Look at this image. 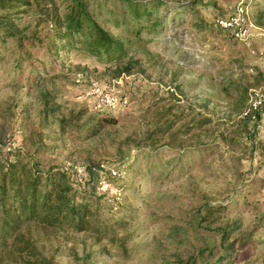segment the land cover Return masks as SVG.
<instances>
[{
	"label": "rangeland",
	"instance_id": "374dc122",
	"mask_svg": "<svg viewBox=\"0 0 264 264\" xmlns=\"http://www.w3.org/2000/svg\"><path fill=\"white\" fill-rule=\"evenodd\" d=\"M47 1L12 11L13 28L45 40ZM87 1L107 26L142 27L129 51L139 63L116 76L74 46L36 49L31 69L16 39L1 43L0 166L21 155L82 186L96 168L95 216L85 230L23 226L0 264H219L228 245L231 264H264V28L252 0H132L138 20L127 0ZM243 4L251 36L237 40L216 19ZM94 84L122 103L96 104Z\"/></svg>",
	"mask_w": 264,
	"mask_h": 264
},
{
	"label": "trees",
	"instance_id": "16d2710c",
	"mask_svg": "<svg viewBox=\"0 0 264 264\" xmlns=\"http://www.w3.org/2000/svg\"><path fill=\"white\" fill-rule=\"evenodd\" d=\"M40 1L42 0H0V11L5 12L0 15V44L6 43L8 38L16 39L20 51L18 63L21 66L27 64L31 69L35 67L38 59L35 56L36 49L41 48L47 53H52L72 51L74 46L91 57L100 60L106 57L105 72L115 73L116 76L130 75L139 63L130 57L129 51L134 48L136 41H139L142 27L123 33L120 31L121 26L114 22L109 26L120 31L115 34L109 26L97 20L87 0H48L51 10H46L45 17L50 21L53 32L48 34L45 40L35 35L24 36L15 30L11 24L12 11L33 6L35 2ZM127 3L130 4L133 19L138 20L143 16L144 10H141L139 4L132 0H127ZM248 6L255 11L256 24L264 28V0H252ZM222 30L233 37L231 30ZM50 40L53 42H49ZM55 41L60 44H55ZM258 115L259 113L256 117L253 116L256 119L254 129L259 125ZM253 117L247 116L250 120ZM9 153L11 152H2L7 159ZM89 172L92 177L82 186L75 174L62 168H50L47 171L32 168L29 162H24L21 155L14 161L1 165L0 253L7 250L8 241H18L22 227L27 224L45 227L70 226L76 230L90 227L92 216H95L93 203L96 200L95 183L99 181V175L96 168L89 169ZM229 235L227 231L222 230L223 243L229 239ZM33 249V245L27 243L24 250ZM231 249L232 246L228 245L219 264L233 263L236 251Z\"/></svg>",
	"mask_w": 264,
	"mask_h": 264
},
{
	"label": "built area",
	"instance_id": "2783aa9c",
	"mask_svg": "<svg viewBox=\"0 0 264 264\" xmlns=\"http://www.w3.org/2000/svg\"><path fill=\"white\" fill-rule=\"evenodd\" d=\"M217 23H227L228 25L230 24H235V22H231L230 16L226 17H221L220 19H217ZM235 39L238 40V37H246L249 39L251 36V27L248 25L247 30L245 34H232ZM264 55V52H263ZM90 94H97L100 96L98 101H96V104L101 105L102 107H109V108H116L120 103H122V99H118V96L115 94H112L108 91L101 90V88L94 84V89L89 92ZM264 115V105L263 108L260 111ZM113 170H111L110 175H113Z\"/></svg>",
	"mask_w": 264,
	"mask_h": 264
},
{
	"label": "bare ground",
	"instance_id": "6f19581e",
	"mask_svg": "<svg viewBox=\"0 0 264 264\" xmlns=\"http://www.w3.org/2000/svg\"><path fill=\"white\" fill-rule=\"evenodd\" d=\"M248 8L249 7L244 6V4L237 7V9H236L237 17L231 19V22H235V24H230V25H233L232 28H229L228 26H226L227 29H230L232 31V34H245V32L247 30V26H246V24L244 25L243 22L245 21L246 16L248 14ZM225 24H227V23H225ZM243 38H245V37H238V39H243ZM258 105L263 107V105H264V98L263 97L259 101Z\"/></svg>",
	"mask_w": 264,
	"mask_h": 264
}]
</instances>
